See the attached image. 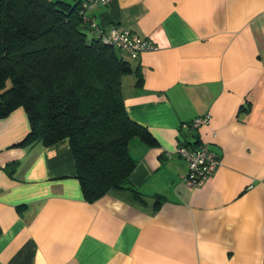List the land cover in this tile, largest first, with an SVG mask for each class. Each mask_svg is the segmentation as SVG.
<instances>
[{
	"label": "crops",
	"instance_id": "crops-1",
	"mask_svg": "<svg viewBox=\"0 0 264 264\" xmlns=\"http://www.w3.org/2000/svg\"><path fill=\"white\" fill-rule=\"evenodd\" d=\"M88 15L158 46L118 51L125 111L155 139L129 145L142 199L85 200L69 140L20 145L17 107L0 118V264H264V0H109ZM183 140L220 159L200 186L183 181Z\"/></svg>",
	"mask_w": 264,
	"mask_h": 264
},
{
	"label": "trees",
	"instance_id": "trees-1",
	"mask_svg": "<svg viewBox=\"0 0 264 264\" xmlns=\"http://www.w3.org/2000/svg\"><path fill=\"white\" fill-rule=\"evenodd\" d=\"M82 3L0 0V118L25 110L30 129L20 145L67 138L85 200L117 189L141 200L129 184L136 165L129 145L155 139L125 111L121 77L129 62L95 36Z\"/></svg>",
	"mask_w": 264,
	"mask_h": 264
},
{
	"label": "built area",
	"instance_id": "built-area-1",
	"mask_svg": "<svg viewBox=\"0 0 264 264\" xmlns=\"http://www.w3.org/2000/svg\"><path fill=\"white\" fill-rule=\"evenodd\" d=\"M108 1L83 0V12H88L98 4L106 5ZM90 28L102 43L111 45L132 58H137L142 52L158 49V46L150 39L119 25H110L105 28L95 21H91ZM209 118V114L195 117L191 121L183 123L182 128L191 133V131L208 124ZM176 153L186 162L187 172L183 181L189 187H197L203 184L220 164L219 157L207 142L183 140L176 148Z\"/></svg>",
	"mask_w": 264,
	"mask_h": 264
}]
</instances>
